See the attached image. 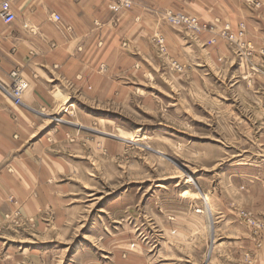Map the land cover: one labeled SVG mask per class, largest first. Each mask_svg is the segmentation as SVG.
Here are the masks:
<instances>
[{
  "label": "rangeland",
  "instance_id": "374dc122",
  "mask_svg": "<svg viewBox=\"0 0 264 264\" xmlns=\"http://www.w3.org/2000/svg\"><path fill=\"white\" fill-rule=\"evenodd\" d=\"M244 2L255 10L262 6L261 0ZM132 4L117 0L113 10L125 11ZM158 14L196 39L213 34L207 45L221 42L224 47L203 59L222 65L187 67L189 62L165 56V41L159 36L153 41L157 69L128 70L124 75L117 71V79H109L118 84L117 97L108 94L106 101L84 110L92 119L90 127H74L78 137L87 130L83 148L94 154L89 163L92 186L87 184L82 194V224L18 234L9 249L23 255L22 264H206L213 236L196 232L199 244L180 247L178 231L165 237L153 233L159 228L148 218L150 209L157 205L179 218L193 209L214 224L219 221L216 194L219 184L223 188L221 176L242 171V199L248 192L243 179L263 172L264 40L252 42L241 22L235 30L225 25L217 32L197 16L170 10ZM182 15L189 21L196 18L199 31L172 20ZM12 85L10 78L4 87ZM73 105L72 119L79 121ZM52 118L54 127L63 126L59 113ZM69 139L74 142L75 137ZM256 211L244 204L232 210L259 249L264 218ZM220 232L215 230L217 237ZM252 261L246 254L244 264Z\"/></svg>",
  "mask_w": 264,
  "mask_h": 264
},
{
  "label": "crops",
  "instance_id": "0c3cea01",
  "mask_svg": "<svg viewBox=\"0 0 264 264\" xmlns=\"http://www.w3.org/2000/svg\"><path fill=\"white\" fill-rule=\"evenodd\" d=\"M1 1L11 5L15 21L0 20V84L8 87L9 73L19 69L29 86L19 106L0 89V264H22L23 255L9 246L23 231L51 233L57 227L82 224V194L87 184L92 186L89 163L94 154L83 148L88 144L87 130L78 137L74 127H90L92 119L84 110L106 101L108 94L117 97L118 84L110 78L128 70L157 69L153 58L159 54L153 41L159 36L165 41V56L189 62L183 63L187 67L222 65L207 61L209 54L224 47L221 42L207 45L213 34L196 39L169 26L159 12L197 16L217 32L225 25L235 30L241 22L252 42L264 40V0L256 10L244 0H131V8L117 13L113 10L117 0ZM162 68L169 67L162 63ZM73 104L79 121L72 119ZM58 113L63 126L54 127L50 121ZM242 178L240 170L221 176L218 222L212 224L193 209L175 217L172 210L160 211L155 205L148 214L159 228L153 233L165 237L178 231L180 247L199 244L196 232L213 236L206 264H244L246 254L252 264H264V240L256 249L232 212L235 205L244 204L264 218V169L243 179L248 190L244 200ZM211 201L216 204L215 197Z\"/></svg>",
  "mask_w": 264,
  "mask_h": 264
},
{
  "label": "bare ground",
  "instance_id": "6f19581e",
  "mask_svg": "<svg viewBox=\"0 0 264 264\" xmlns=\"http://www.w3.org/2000/svg\"><path fill=\"white\" fill-rule=\"evenodd\" d=\"M3 4H7L5 1H1V3H0V8H1V6L3 5ZM8 5V4H7ZM8 8H9V10L12 12V9H11V7H10V5H8ZM13 13V12H12ZM14 15V14H13ZM55 16H57V15H55ZM55 16H54V19H55ZM182 16H184L185 17V15H182ZM58 17V16H57ZM59 18V17H58ZM191 18H193V17H191ZM196 19V18H195ZM59 20H60V18H59ZM59 20H57L56 19V21H59ZM3 21V20H2ZM14 21H15V17H14ZM13 21V22H14ZM196 22L197 23H199L197 20H196ZM199 25V24H198ZM191 26H193L192 24H191ZM198 30V29H197ZM199 31V30H198ZM13 74H16V78H13ZM21 75H20V71H19V69L17 70H13V71H11L10 73H9V78H11V81H12V83H13V85H12V87L10 88V89H7V88H5L4 86H2L1 84H0V89L2 90V92H4L9 98H11L13 101L14 100H16V98H15V96H14V94L16 93V92H20V91H22V93H21V95H20V98L22 97V94H23V92L26 90V88H27V84H26V82H24L21 78ZM25 84H26V86H25ZM15 103V102H14ZM16 104V103H15ZM23 104V101H22V98H21V103L19 104V105H22ZM72 104V103H71ZM16 105H18V104H16ZM18 105V106H19ZM71 109L72 110H74V105H72V107H71ZM70 112V111H69ZM59 121H61V122H63V120L61 119V120H59ZM139 140H140V138H139ZM138 142H140V141H138ZM188 181L189 182H192L193 184H194V181H193V179L191 178V177H188ZM186 182V181H185ZM185 193V192H184ZM189 193V192H188ZM192 194V193H191ZM198 196V195H197ZM191 197V196H190Z\"/></svg>",
  "mask_w": 264,
  "mask_h": 264
},
{
  "label": "built area",
  "instance_id": "2783aa9c",
  "mask_svg": "<svg viewBox=\"0 0 264 264\" xmlns=\"http://www.w3.org/2000/svg\"><path fill=\"white\" fill-rule=\"evenodd\" d=\"M249 1H256V0H249ZM170 17V16H169ZM176 17H178V16H176ZM183 18H181V19H178V18H174V19H172L173 21H176V22H184L185 24H187L190 28H195L196 27V30L198 29L197 28V22H196V20L194 19V20H188L187 18H185L184 16H182ZM55 19H57V20H59V18L57 17V16H55ZM0 20H3V22L5 23V24H10V23H12L13 21H14V15H13V13L9 10V8H8V5L7 4H3L2 6H1V8H0ZM191 24L193 25V26H191ZM199 30V29H198ZM13 78H16V74H13ZM25 86H26V84H25ZM21 93H22V91H20V92H16L15 94H14V96H15V98H16V100H14V102L16 103V104H20L21 103V98H20V95H21Z\"/></svg>",
  "mask_w": 264,
  "mask_h": 264
}]
</instances>
